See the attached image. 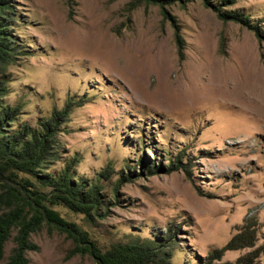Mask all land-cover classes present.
I'll return each instance as SVG.
<instances>
[{
	"label": "rangeland",
	"instance_id": "374dc122",
	"mask_svg": "<svg viewBox=\"0 0 264 264\" xmlns=\"http://www.w3.org/2000/svg\"><path fill=\"white\" fill-rule=\"evenodd\" d=\"M209 1L159 7L142 0H16L13 33L26 51L6 70L3 101L18 107L15 128L34 126L66 98L81 100L58 133V159L45 171L56 174L77 157L73 177L101 186L103 216L88 220L51 205L101 250L156 241L171 227L169 262L201 264L245 217L256 221L254 246L264 243V0L219 2L246 14L258 37L219 19L218 0ZM176 159L188 174H145L142 166ZM106 166L107 175L98 176ZM29 238L38 246L26 252L29 264H96L71 254L72 241L44 226ZM11 244L5 242L0 264ZM249 249L227 250L216 263L235 264ZM255 264H264L263 254Z\"/></svg>",
	"mask_w": 264,
	"mask_h": 264
},
{
	"label": "trees",
	"instance_id": "16d2710c",
	"mask_svg": "<svg viewBox=\"0 0 264 264\" xmlns=\"http://www.w3.org/2000/svg\"><path fill=\"white\" fill-rule=\"evenodd\" d=\"M142 1L163 7L189 0ZM202 1L211 4L209 0ZM234 1L218 0L213 5L217 17L222 21L232 20L252 30L258 37V25H251L246 14L219 7V2L231 4ZM17 18L16 0H0V260L4 244L10 240L12 244L3 264H29L26 252L38 250L29 236L44 226L46 233L54 231L72 241L71 254H87L96 264H171L170 248L175 240L171 227H167L165 234L156 241L112 242L101 250L86 231L51 208V205H62L83 214L88 220L92 215L103 216L100 213V208L104 207L101 186L95 181L73 177L72 168L77 157L66 161L56 174L45 171L58 159V133L64 130L69 113L74 106L81 105V100L66 98L60 108L52 107L47 116L37 117L34 126L19 123L12 127L18 107L3 101L7 93L5 75L8 66L15 64L26 51L25 45L13 33ZM175 38L180 42L177 34ZM142 166H145V174L167 173L179 168L186 174L189 172L179 159L169 161L164 167ZM108 169L109 166L104 167L98 176L107 175ZM122 177L130 180L128 176ZM255 235L256 221L245 217L223 245L206 253L201 264H217L225 251L242 248L250 249L237 256L235 264H255L258 255H264V243L254 246Z\"/></svg>",
	"mask_w": 264,
	"mask_h": 264
},
{
	"label": "bare ground",
	"instance_id": "6f19581e",
	"mask_svg": "<svg viewBox=\"0 0 264 264\" xmlns=\"http://www.w3.org/2000/svg\"><path fill=\"white\" fill-rule=\"evenodd\" d=\"M263 111H264V110H262V112H263ZM262 112H261V113H262ZM259 113H260V112H259ZM262 116H263V115H262ZM262 116H261V117H262ZM263 117H264V116H263Z\"/></svg>",
	"mask_w": 264,
	"mask_h": 264
}]
</instances>
